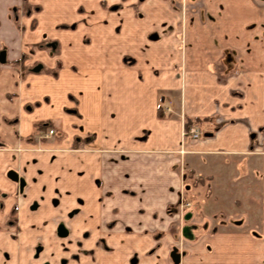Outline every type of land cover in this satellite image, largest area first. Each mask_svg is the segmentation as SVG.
Masks as SVG:
<instances>
[{
	"label": "crops",
	"instance_id": "obj_1",
	"mask_svg": "<svg viewBox=\"0 0 264 264\" xmlns=\"http://www.w3.org/2000/svg\"><path fill=\"white\" fill-rule=\"evenodd\" d=\"M101 1L0 0V264H264V0Z\"/></svg>",
	"mask_w": 264,
	"mask_h": 264
},
{
	"label": "rangeland",
	"instance_id": "obj_2",
	"mask_svg": "<svg viewBox=\"0 0 264 264\" xmlns=\"http://www.w3.org/2000/svg\"><path fill=\"white\" fill-rule=\"evenodd\" d=\"M176 1L177 2H179L180 1V8H181V11H183L184 13H182L181 14V16H182V25H181V27H189L188 25H186V23H184L185 21H187V19L190 17V13L191 12H193V11H190V9H189V7H184V5L185 4H189V1L190 0H167V2L171 5V6H173L174 4H177L176 3ZM191 1H193V0H191ZM24 4H22V6H23ZM99 6H100V8H101V10H105V11H107L108 13H111L112 15H116V16H119V15H124L125 16V14H126V0H102L99 4H98ZM23 7H25V10L22 12L23 14H25V15H29L31 12H33V7L32 6H26V5H24ZM21 8H16V9H11L10 10V16L13 18V19H15L16 20V18L14 17V16H16V17H19L20 15V12H19V10H20ZM135 10V9H134ZM216 10V9H215ZM43 15H44V11H43V13L40 15V17L38 18V20H39V22H38V24H36V28L33 30V32L34 33H40V30H42V29H45V28H47V26L48 25H44V24H41L40 23V21L41 20H43ZM63 18H64V16H63ZM54 19H56V17L54 18ZM32 23V22H31ZM60 26H64V27H74V25H72V24H69V25H60ZM39 29V30H38ZM183 29L184 28H182V32H180V40H181V44H182V47L184 46V44H186V43H184L185 41H183V36H184V32H183ZM185 31V30H184ZM219 33H222V31L221 32H219ZM48 34H50V32L48 33ZM216 37H218V36H216ZM195 41V40H194ZM195 42H197V41H195ZM194 42V43H195ZM212 42H213V46L215 47L218 43H219V40H212ZM203 46H205V47H212V45H211V42L210 41H207V44L206 45H203ZM126 58H127V56H123V60H124V62H125V60H126ZM37 67V69L36 70H38L39 68H38V66H36ZM175 97H176V99L178 98L179 100H180V102H182L181 100H182V96H181V94L180 95H174ZM179 106L181 107L182 106V103L181 104H179ZM48 127H53L52 126V124H48ZM51 135H53V130H52V133L48 136V137H50ZM42 139H45L44 137H43V135L42 134H38V135H36V139H35V142H36V144L37 145H39L40 144V141H42ZM89 138L87 137V138H85V140H88ZM250 186H254V184H250ZM54 202V201H53ZM225 203H226V200H225ZM185 213H187L186 211H184L183 213H181V212H179V210H177L176 209V213L175 214H177L176 215V219L178 220V221H182L183 219H184V217H185ZM177 221V222H178ZM184 232L185 231H183V233H182V235L184 234ZM184 236V235H183ZM174 251V249H171V253Z\"/></svg>",
	"mask_w": 264,
	"mask_h": 264
},
{
	"label": "flooded vegetation",
	"instance_id": "obj_3",
	"mask_svg": "<svg viewBox=\"0 0 264 264\" xmlns=\"http://www.w3.org/2000/svg\"><path fill=\"white\" fill-rule=\"evenodd\" d=\"M23 1H25V0H23ZM4 14L2 13V16H3ZM15 18H16V16H14ZM1 14H0V20H1ZM3 57V53H2V51L0 50V59ZM34 70H36V69H34ZM49 130V129H48ZM48 135H50V134H47V132H46V134H45V137L46 136H48ZM10 174L13 176V178H15L17 181H18V183H19V186L21 185V183L23 182V180L21 179V178H18L17 176H16V174L15 173H12V172H10ZM9 220L11 221L10 222V224H11V226L12 227H14L15 228V207H13L12 208V210H11V213H10V217H9ZM17 233V232H16ZM55 234H56V236L57 237H59V238H65L66 236H67V230L65 229V227L63 226V224H58L57 225V227H56V229H55ZM68 235H70V234H68ZM68 242H70L69 240H67ZM62 248L63 249H66L67 247L62 243ZM91 249H86L85 250V255H90L91 254ZM40 252V249H39V245H36V246H34V253H33V259H35V260H37L38 258H37V254ZM173 257H176V255H175V253H174V251L172 252V253H170ZM49 256H50V253H49ZM77 259V257L76 256H74V255H72L71 257H70V259H66V258H62V259H60V261H59V264H65L68 260H70V261H73V260H76ZM126 259L128 260V262H129V264H133L134 262H135V260H136V256L135 255H133V254H131V255H128L127 257H126ZM41 264H48V262H45V263H41Z\"/></svg>",
	"mask_w": 264,
	"mask_h": 264
},
{
	"label": "built area",
	"instance_id": "obj_4",
	"mask_svg": "<svg viewBox=\"0 0 264 264\" xmlns=\"http://www.w3.org/2000/svg\"><path fill=\"white\" fill-rule=\"evenodd\" d=\"M51 133H52V130L49 129L47 131V134H51ZM183 134L185 136H188L192 140L198 139L201 135L199 129L194 125H190L187 130L183 131Z\"/></svg>",
	"mask_w": 264,
	"mask_h": 264
},
{
	"label": "trees",
	"instance_id": "obj_5",
	"mask_svg": "<svg viewBox=\"0 0 264 264\" xmlns=\"http://www.w3.org/2000/svg\"><path fill=\"white\" fill-rule=\"evenodd\" d=\"M195 121H196V120H194L193 123H194ZM191 124H192V121L185 120L184 125H183L184 129L187 130L188 127H189Z\"/></svg>",
	"mask_w": 264,
	"mask_h": 264
},
{
	"label": "water",
	"instance_id": "obj_6",
	"mask_svg": "<svg viewBox=\"0 0 264 264\" xmlns=\"http://www.w3.org/2000/svg\"><path fill=\"white\" fill-rule=\"evenodd\" d=\"M204 135H209V133H205Z\"/></svg>",
	"mask_w": 264,
	"mask_h": 264
}]
</instances>
